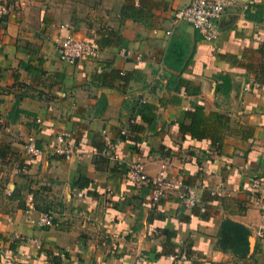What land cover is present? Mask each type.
<instances>
[{
	"label": "crops",
	"instance_id": "crops-1",
	"mask_svg": "<svg viewBox=\"0 0 264 264\" xmlns=\"http://www.w3.org/2000/svg\"><path fill=\"white\" fill-rule=\"evenodd\" d=\"M23 1L0 21V264H264L259 208L248 204L264 200V0L227 7L210 42L170 27L190 0ZM67 35L95 41L98 57L60 61ZM173 38L188 42L179 70L164 66ZM141 103L154 109L149 127L134 114ZM193 106L202 139L179 130ZM102 131L119 164L101 154ZM58 134L72 137L80 159L49 154ZM28 136L39 156L23 153ZM132 163L150 177L164 164L196 207L174 195L150 205L125 178ZM78 177L82 189L72 186ZM41 213L50 227L36 224ZM224 220L247 230L245 257L216 247ZM181 252V263L166 259Z\"/></svg>",
	"mask_w": 264,
	"mask_h": 264
},
{
	"label": "built area",
	"instance_id": "built-area-1",
	"mask_svg": "<svg viewBox=\"0 0 264 264\" xmlns=\"http://www.w3.org/2000/svg\"><path fill=\"white\" fill-rule=\"evenodd\" d=\"M236 1L190 0L186 6L173 14L170 20V27L175 28L179 23H183L196 31L204 41H213L217 36L218 21L224 10L234 5ZM24 4L23 0H0V21L13 12L18 14L24 7ZM159 32L164 36L170 35V30H153L152 34L156 35ZM99 51L100 48L95 41H86L73 35H67L57 47L58 59L69 65H73L80 60H94L98 57ZM121 53L122 55H128L126 51H122ZM136 61L140 62L139 59H136ZM101 133L104 143L101 154L108 160L119 164L121 161L116 154L114 145L109 140L108 133L105 131ZM120 135L124 136L125 131H121ZM71 138L68 134L56 135L49 154L63 160L80 159L75 147L71 143ZM22 149L25 156L29 158L40 155L38 144L32 136H28L24 140ZM125 178L137 189L145 188L147 190L150 205H155L170 195H174L176 201L186 210H192L197 205V199L190 189L185 188L181 181L167 177L164 164H161L156 174L150 177L143 172L140 164L132 163L127 167ZM255 183L254 181L253 184ZM211 195L221 196V191H212ZM248 204L259 208L261 225L256 231V236L264 238V200L260 196L251 195L248 199ZM36 224L40 227H50L52 225V216L47 213H41L38 216ZM30 242L38 247V243L34 240ZM54 256L56 258L63 257L62 254L58 253ZM166 259L181 263L186 260V256L181 252L176 255H168Z\"/></svg>",
	"mask_w": 264,
	"mask_h": 264
},
{
	"label": "trees",
	"instance_id": "trees-1",
	"mask_svg": "<svg viewBox=\"0 0 264 264\" xmlns=\"http://www.w3.org/2000/svg\"><path fill=\"white\" fill-rule=\"evenodd\" d=\"M188 54V42L173 38L171 39L164 56V66L166 68L175 67L179 70L181 64L184 65V61ZM134 109V114L139 119V123H143L149 127L154 117L153 107L141 103L135 104ZM200 109L201 108L198 106H193L192 109L187 112L186 119L188 124L185 126H179L181 133H188L195 139L203 138V134L200 133L198 129ZM129 128L130 130H137L135 124L129 126ZM5 155L6 151H0L1 159H3ZM81 179V177H78L72 186L74 188H84V184L80 181ZM248 236V232L243 226L229 220H224L220 223L218 228L216 247L222 252L228 251L237 257L243 258L248 252Z\"/></svg>",
	"mask_w": 264,
	"mask_h": 264
},
{
	"label": "rangeland",
	"instance_id": "rangeland-1",
	"mask_svg": "<svg viewBox=\"0 0 264 264\" xmlns=\"http://www.w3.org/2000/svg\"><path fill=\"white\" fill-rule=\"evenodd\" d=\"M2 169L0 168V171ZM6 175L0 176V204L2 203L4 197L6 198Z\"/></svg>",
	"mask_w": 264,
	"mask_h": 264
}]
</instances>
